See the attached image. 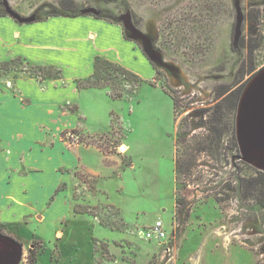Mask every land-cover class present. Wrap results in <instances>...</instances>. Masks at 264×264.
Masks as SVG:
<instances>
[{"label": "rangeland", "instance_id": "rangeland-1", "mask_svg": "<svg viewBox=\"0 0 264 264\" xmlns=\"http://www.w3.org/2000/svg\"><path fill=\"white\" fill-rule=\"evenodd\" d=\"M3 18L61 32L54 64L0 61L7 86L46 79V153L66 179L46 206L68 195L59 225L15 229L18 264H264V169L209 109L264 68V0H0ZM96 57L132 75L104 66L78 87ZM159 219L167 241L147 238Z\"/></svg>", "mask_w": 264, "mask_h": 264}, {"label": "crops", "instance_id": "crops-1", "mask_svg": "<svg viewBox=\"0 0 264 264\" xmlns=\"http://www.w3.org/2000/svg\"><path fill=\"white\" fill-rule=\"evenodd\" d=\"M60 33V28L46 20L20 24L0 19V61L19 57L36 66L54 64L49 46L57 43ZM47 89L46 79L26 74L15 77L10 86L0 81V230L15 241L21 239L15 236L19 224L28 229L33 226V232L38 228L40 233L54 220L59 225L63 217L58 203L68 196L59 191L46 206V200L66 180L54 172L59 148L46 153V115H50L49 122L52 117L46 104ZM47 167L51 173L46 174ZM58 230L61 240L59 226ZM32 235L42 238V234ZM13 250L8 240L0 238V264L12 261Z\"/></svg>", "mask_w": 264, "mask_h": 264}, {"label": "water", "instance_id": "water-1", "mask_svg": "<svg viewBox=\"0 0 264 264\" xmlns=\"http://www.w3.org/2000/svg\"><path fill=\"white\" fill-rule=\"evenodd\" d=\"M264 68L254 76L245 88L242 90L236 109V119H235V136L241 146V148L248 153L252 154L257 158V165L264 169V127H263V117L264 115L259 112L257 101L255 100V88L258 82L264 78ZM243 101H248V111H245L244 122L241 125L240 113L241 104ZM242 133L244 135H242ZM243 141L247 143L243 144ZM2 236V234H0ZM3 235L5 240H8L14 247L12 252V261L9 264H17L19 261V243L10 237Z\"/></svg>", "mask_w": 264, "mask_h": 264}, {"label": "trees", "instance_id": "trees-1", "mask_svg": "<svg viewBox=\"0 0 264 264\" xmlns=\"http://www.w3.org/2000/svg\"><path fill=\"white\" fill-rule=\"evenodd\" d=\"M19 59L20 58L17 57V58L10 60V61H5L1 64V68L4 70H7V69H9L10 64L14 63L15 60H19ZM104 66L112 67V68H115L116 70H121L122 73L127 74V75H132V72H130L126 68H123L122 66H119L116 63L110 62L106 59L96 57L94 60V64H93L94 75L92 77V80L89 79L86 82L78 81L77 86L78 87H85V88L95 86L97 83L95 81L93 82V79L96 78L97 75H99V71L102 70L104 68ZM252 70H255V67H254V63L252 62V59H251L249 71L251 72ZM40 79H43V77L41 76ZM240 91H241V88L237 89L236 91H232L229 95H227V96L221 98L219 101H217L213 107H209V109L212 110L213 112H216V111L218 112V115H219L218 121L222 124L221 128H213L212 129L213 133L215 135L217 134L219 136L222 133H225V135L227 136V141L229 140L233 143V146H232L233 149L234 148L237 149L236 136H235V126L234 125H235L236 107L238 104ZM170 96H171L172 101H173L174 110L177 111V109L181 107L180 100L174 94H170ZM176 134H177V137H176V144H177L178 142H180V140H179L180 135H179V132H177ZM259 176H260L258 178L259 183L264 184V179H263L264 173L259 175ZM89 209H91V207L87 206V205L86 206H80V205L75 204L73 206V211L75 213L86 212V211H89ZM0 233L7 236L2 231H0ZM7 237L12 238L11 236H7Z\"/></svg>", "mask_w": 264, "mask_h": 264}, {"label": "bare ground", "instance_id": "bare-ground-1", "mask_svg": "<svg viewBox=\"0 0 264 264\" xmlns=\"http://www.w3.org/2000/svg\"><path fill=\"white\" fill-rule=\"evenodd\" d=\"M255 100L257 101V105H258L257 107L259 109V112L264 115V78L258 82V85L255 88ZM248 108H249L248 101H246V102L243 101L242 104H241V111L242 112L240 113V115H241L240 116L241 125L244 122V118H245L244 117L245 116L244 114H245V111H248ZM263 127H264V119H263ZM242 135H244V134L242 133ZM243 144L246 145L247 143H245L243 141Z\"/></svg>", "mask_w": 264, "mask_h": 264}, {"label": "built area", "instance_id": "built-area-1", "mask_svg": "<svg viewBox=\"0 0 264 264\" xmlns=\"http://www.w3.org/2000/svg\"><path fill=\"white\" fill-rule=\"evenodd\" d=\"M147 238H152L154 237L155 239H160L167 241L168 238V233L166 230V227L162 220H157L153 223L151 229L147 232ZM165 253H169L172 251L171 245H167L164 248Z\"/></svg>", "mask_w": 264, "mask_h": 264}]
</instances>
